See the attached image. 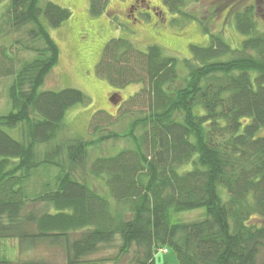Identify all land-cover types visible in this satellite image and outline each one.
<instances>
[{
	"label": "trees",
	"instance_id": "obj_1",
	"mask_svg": "<svg viewBox=\"0 0 264 264\" xmlns=\"http://www.w3.org/2000/svg\"><path fill=\"white\" fill-rule=\"evenodd\" d=\"M108 1L89 0L90 15L102 14ZM160 1L173 21H197L208 44L190 45L180 73L177 59L157 45L142 51L123 38L108 40L96 73L115 90L140 88L117 102L111 93L115 112L94 113L88 139L59 142L66 112L87 101L75 88L40 89L59 59L49 29L66 22L70 11L50 0H0V78L14 76L7 90L11 111L0 115V242L16 241L19 254L59 245L66 264H81L118 237L119 254L134 255L129 264H157L156 253L167 248L177 264H258L264 249V31L258 28L264 1L263 10L228 8L244 37L239 48L186 12L187 0ZM154 8L162 22L165 11ZM20 51L32 55L20 60ZM115 118L122 132L108 129ZM109 140L130 145L91 161L89 175L104 180L99 192L75 172L89 149ZM41 168L57 174L30 198L25 184ZM31 204L40 210L26 211ZM197 208L205 209L204 219L170 222L171 212ZM0 264L48 263L13 261L0 252Z\"/></svg>",
	"mask_w": 264,
	"mask_h": 264
},
{
	"label": "rangeland",
	"instance_id": "obj_2",
	"mask_svg": "<svg viewBox=\"0 0 264 264\" xmlns=\"http://www.w3.org/2000/svg\"><path fill=\"white\" fill-rule=\"evenodd\" d=\"M55 4L70 11L69 19L56 29H49L52 39L59 47V59L53 70L47 76L41 90L58 91L63 88H75L80 90L87 101L83 104L72 106L65 114L60 133L57 137L59 142H68L71 138L88 139L90 137L89 126L91 117L98 111L107 114L115 110L108 105V98L111 93L118 92L121 98L126 99L140 88L139 85H128L123 89L115 90L108 82L99 76L95 67L100 60L105 43L112 38H123L132 42L138 49L145 50L149 45L159 46L166 55L172 56L178 61V71L185 73L186 69L182 62L190 58V45L206 46L208 36L201 30L195 20L175 22L160 0H109L105 10L99 16H92L88 10L89 0H50ZM135 1H139L136 4ZM224 0H187L186 12L197 15L200 19L207 20L209 27L222 36L232 47H241L244 37L239 34L232 21V4L234 7L242 8L248 4L262 7L264 0H231L227 1L221 10H214ZM234 1H238L235 3ZM147 5L160 7L164 10L161 21L157 9L148 10ZM133 6V8L131 7ZM137 6V7H135ZM135 7V8H134ZM4 3H0V16L4 11ZM132 9V12L128 10ZM260 10L258 15L262 14ZM158 12V15L155 14ZM160 22V23H159ZM258 28L264 31V23L258 18ZM31 53L18 52L20 60L31 57ZM19 65L15 66V70ZM13 75L0 78V115L11 111L7 97V90L13 81ZM118 101L116 96L112 97ZM129 109L131 107H128ZM118 118V117H117ZM123 122L121 119H112L108 129L122 132ZM12 136L14 134L9 132ZM128 142L106 141L88 150V158L82 168H78L75 177L78 180L84 179L94 186L99 192L105 191L104 180L101 177L89 175L91 161L98 156L112 155L123 148L129 147ZM37 151L39 155L43 149ZM43 152V151H42ZM43 170V171H42ZM57 170L44 168L37 170L30 180L25 184V193L32 198L37 195L44 183L52 182ZM225 197V191H222ZM29 210H40L39 204H31ZM43 209V208H42ZM206 217L204 208H197L187 211L171 212V223H189L199 221ZM120 239L115 237L108 247H104L91 257L85 259L81 264H129L134 256L132 252L119 254ZM0 252L10 260L18 258L41 259L48 264H66L65 249L63 246H48L38 244L26 253H18L17 242L14 240H3L0 242ZM19 255V256H18ZM157 264H177L175 253L167 248V252L159 250L155 255ZM258 264L264 263V249L259 254Z\"/></svg>",
	"mask_w": 264,
	"mask_h": 264
},
{
	"label": "flooded vegetation",
	"instance_id": "obj_3",
	"mask_svg": "<svg viewBox=\"0 0 264 264\" xmlns=\"http://www.w3.org/2000/svg\"><path fill=\"white\" fill-rule=\"evenodd\" d=\"M135 2H136V4L139 3V1H135ZM145 5H146V7L144 8V11H145V13H147V14H149L148 10H150V9L154 10V9H155L154 6L147 5V3H145ZM131 7L133 8V6H131ZM135 7H137V6H135ZM135 7H134V8H135ZM128 11H129V12H132V9H130V10H128ZM155 14L158 15V12H157V13L155 12Z\"/></svg>",
	"mask_w": 264,
	"mask_h": 264
},
{
	"label": "water",
	"instance_id": "obj_4",
	"mask_svg": "<svg viewBox=\"0 0 264 264\" xmlns=\"http://www.w3.org/2000/svg\"><path fill=\"white\" fill-rule=\"evenodd\" d=\"M120 99V98H119ZM111 101V100H110Z\"/></svg>",
	"mask_w": 264,
	"mask_h": 264
}]
</instances>
